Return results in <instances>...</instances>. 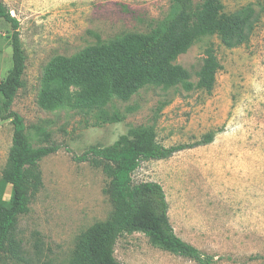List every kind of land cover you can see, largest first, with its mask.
I'll return each instance as SVG.
<instances>
[{
    "label": "rangeland",
    "instance_id": "rangeland-1",
    "mask_svg": "<svg viewBox=\"0 0 264 264\" xmlns=\"http://www.w3.org/2000/svg\"><path fill=\"white\" fill-rule=\"evenodd\" d=\"M18 22L25 68L12 110L35 146L61 145L39 162L42 187L17 218L14 235L21 260L0 264H66L78 238L105 221L112 206L108 179L88 163H76L90 146L117 150L127 130L150 125L159 144H190L215 132L207 145L168 159L144 161L134 182L158 183L169 223L177 237L212 257L211 264H264V0H221L227 14L252 6L260 15L246 44L233 49L215 37L195 42L174 65L185 69L186 83L152 84L135 93L124 87L113 44L144 35L164 18L170 0H0ZM199 2L200 0H193ZM11 30L0 20V81L11 67ZM213 45L220 69L213 90L197 89L195 73L203 51ZM99 49L110 98L103 124L92 112L64 104L56 62ZM12 126L0 122V181L11 146ZM3 185L0 201L8 200ZM114 258L120 264H197L153 246L141 233L119 237Z\"/></svg>",
    "mask_w": 264,
    "mask_h": 264
},
{
    "label": "trees",
    "instance_id": "trees-1",
    "mask_svg": "<svg viewBox=\"0 0 264 264\" xmlns=\"http://www.w3.org/2000/svg\"><path fill=\"white\" fill-rule=\"evenodd\" d=\"M259 18L252 6L227 14L221 0H170L166 16L153 22L147 34L130 35L113 44L125 89L135 93L152 84L181 82L191 87L190 74L173 64L177 57L205 37H215L226 49L246 44ZM0 20L11 30V67L0 81V122L9 121L12 126L11 146L0 181V190L3 185L10 187L8 200L0 201L1 261L21 260L24 253L14 235L17 218L28 212L31 200L42 187L39 162L59 151L61 145H33L23 118L12 110L21 87L25 56L18 22L1 1ZM203 55L195 73V86L210 93L220 65L213 45H207ZM56 69L64 104L86 114L95 113L96 124L105 123L107 113L102 108L110 98V87L100 50L89 48L76 58L58 59ZM214 137L215 132H208L194 143L165 147L157 142L152 126L138 125L127 130V141L117 150L94 145L77 155L63 147L72 154L74 162L88 163L108 179L103 192L112 206L105 221L81 234L66 264H120L114 258L115 243L119 237L133 233L143 234L153 246L172 255L197 264H211L212 257L175 235L162 187L155 182L136 183L132 175L144 161L168 159L186 149L210 144Z\"/></svg>",
    "mask_w": 264,
    "mask_h": 264
}]
</instances>
